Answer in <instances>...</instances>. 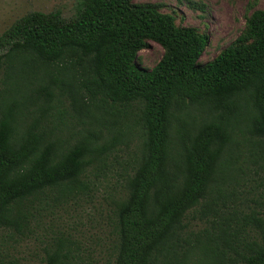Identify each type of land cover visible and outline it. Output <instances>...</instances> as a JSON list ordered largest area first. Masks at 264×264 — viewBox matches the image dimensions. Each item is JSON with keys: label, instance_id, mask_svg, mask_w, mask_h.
Wrapping results in <instances>:
<instances>
[{"label": "trees", "instance_id": "16d2710c", "mask_svg": "<svg viewBox=\"0 0 264 264\" xmlns=\"http://www.w3.org/2000/svg\"><path fill=\"white\" fill-rule=\"evenodd\" d=\"M207 41L133 0H77L70 19L31 12L5 30L0 229L95 188L122 153L107 264H264V211L226 205L247 162L264 172V10L201 65ZM149 42L163 56L146 70ZM43 264L85 260L58 237Z\"/></svg>", "mask_w": 264, "mask_h": 264}, {"label": "rangeland", "instance_id": "374dc122", "mask_svg": "<svg viewBox=\"0 0 264 264\" xmlns=\"http://www.w3.org/2000/svg\"><path fill=\"white\" fill-rule=\"evenodd\" d=\"M76 3L77 0H0V35L31 12L59 11L64 19H70L75 15ZM133 3L155 5L161 13L171 15L176 26L191 27L204 34L208 41L199 60L201 65L239 38L254 11L264 10V0H133ZM162 56V48L149 42L138 53L135 63L151 70ZM125 162L124 154H119L116 161H110L103 172H98L95 188L76 198H61L55 206L33 211L21 233L0 229V264H43L48 244L58 237L73 240L85 264H107L112 239L109 210L120 190ZM243 168L234 196L227 199L226 205L234 202L264 211V172L249 162ZM88 179L94 182L92 173ZM187 223L191 230L204 226L196 214L188 215Z\"/></svg>", "mask_w": 264, "mask_h": 264}]
</instances>
